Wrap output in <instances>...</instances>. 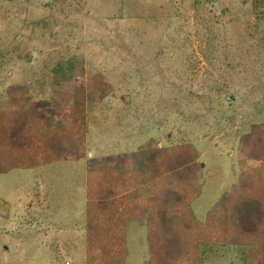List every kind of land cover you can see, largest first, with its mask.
<instances>
[{"label":"rangeland","instance_id":"1","mask_svg":"<svg viewBox=\"0 0 264 264\" xmlns=\"http://www.w3.org/2000/svg\"><path fill=\"white\" fill-rule=\"evenodd\" d=\"M68 60L76 90L54 108L52 70ZM189 145L205 153L200 215L251 186L243 159L264 170V0H0V264H152L139 224L107 240L95 175L131 161L145 175L149 152ZM177 242L156 249L203 264L175 261ZM231 246L202 258L264 264V245Z\"/></svg>","mask_w":264,"mask_h":264},{"label":"crops","instance_id":"2","mask_svg":"<svg viewBox=\"0 0 264 264\" xmlns=\"http://www.w3.org/2000/svg\"><path fill=\"white\" fill-rule=\"evenodd\" d=\"M195 147L182 146L177 153H173L171 147L159 146V150L152 151V156L151 152L148 154L151 165L144 167L147 168L145 175L139 168H135L134 161L127 164L124 162L115 172H109L104 167L100 169L95 175L96 186L92 187V191L99 186L100 204L106 212L102 220L104 222L100 218V223L102 229L107 232V240L118 237L123 239L124 245L126 236L124 225L131 221L139 224L149 234L153 248L151 252L153 258L150 261L152 264L154 262L171 264L173 260L170 257L167 259V252L162 254L156 248L162 247L165 242L172 239L174 242L178 240L175 246L180 244L181 248H184V255L180 253L175 260L177 262L197 257L198 248L210 244L231 246L236 242L238 245L252 248L264 245V170L252 166V158L243 159L245 160L243 163H246L245 171L251 174V186H233L231 193L226 196L221 195L220 198L211 196L213 201L203 215H200L199 196L204 187H207L203 186L207 178H204L205 173L202 170L204 164H201L205 153L196 150ZM157 151L159 154H156ZM137 156L140 159L139 153ZM173 158L178 159V163L174 164ZM213 165L211 158L210 168H213ZM164 168L167 171L163 172ZM169 170L171 172L179 170L180 173L186 174L175 178V186H170L168 190V186L163 189L162 183L172 184L173 181H165L167 178H164ZM253 200L262 205L261 221L257 218L252 220L253 214L246 210L252 205ZM113 212L117 214L115 218ZM88 215L91 216L90 211ZM92 219L97 222L95 216H92ZM155 254L159 256L156 260Z\"/></svg>","mask_w":264,"mask_h":264},{"label":"trees","instance_id":"3","mask_svg":"<svg viewBox=\"0 0 264 264\" xmlns=\"http://www.w3.org/2000/svg\"><path fill=\"white\" fill-rule=\"evenodd\" d=\"M52 71H53V73L55 74L56 77H54L55 87L51 88L50 100H52L51 101L52 102L51 105L55 108V107L59 106L56 103V96L59 95L57 93L60 92V90L61 91L64 90L65 87L69 88V87L73 86L72 85V78H73V73H74V66L72 64V61H70V60L65 61V62H58L54 66ZM73 87H75V86H73ZM22 89L23 88L20 87V89H19V87H18V90H22ZM74 89L76 90V87ZM7 94H13L11 89H10V91L9 90L7 91ZM66 96H67V101H66V103L64 102L65 105L69 104L72 101V99H73V94L66 93ZM157 131H158L157 132L158 135L156 134V136H159V134H161L162 132L163 133L165 132L164 129L163 130L159 129ZM154 141H155V139H154ZM203 247L204 248H202V250L199 249V255L201 256V258H200L201 262L203 264H206L205 261L203 260L204 258H202L204 256V254H206V248H205V246H203Z\"/></svg>","mask_w":264,"mask_h":264}]
</instances>
